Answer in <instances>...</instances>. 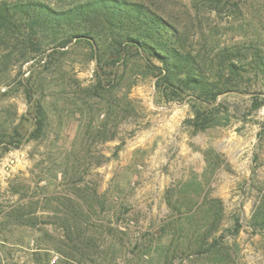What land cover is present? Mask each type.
Segmentation results:
<instances>
[{"label":"rangeland","instance_id":"1","mask_svg":"<svg viewBox=\"0 0 264 264\" xmlns=\"http://www.w3.org/2000/svg\"><path fill=\"white\" fill-rule=\"evenodd\" d=\"M144 2L178 28L183 52L217 69L228 50L248 70L240 92L216 97L228 123L196 130L192 95L164 99L133 46L14 50L0 62V130L20 136L0 144V264H163L202 231L211 201L237 264H264L263 232L248 224L264 192V0Z\"/></svg>","mask_w":264,"mask_h":264},{"label":"trees","instance_id":"2","mask_svg":"<svg viewBox=\"0 0 264 264\" xmlns=\"http://www.w3.org/2000/svg\"><path fill=\"white\" fill-rule=\"evenodd\" d=\"M98 39L110 42L106 46L112 54L118 55L131 46L143 54L148 66L155 69V83L164 99L179 100L191 94L193 116L189 120L196 130L228 123L227 113L223 117L219 115L223 107L216 97L237 90L243 78L240 70L245 73L248 70L234 62L236 55L228 50L221 52L222 65L218 61L217 69L213 64L208 67L191 52H183L178 28L144 0H0L1 63H12L14 50L21 57L32 51H44L45 47L56 50L72 40H88L100 52ZM3 50L9 51L4 54ZM261 57L254 64L257 75L258 72L264 75ZM260 105L261 102H253L254 109ZM36 109L35 129L29 133L34 138L43 132L45 116L40 104ZM13 135L16 140L12 139ZM19 137L17 129L10 133L0 130V144L5 143L4 147H8L7 143L18 145ZM204 216L202 231L188 234L190 243L186 248H167L162 255L163 264H174L176 260L184 264V259L187 264H237L230 237L224 231L218 232L222 207L211 201ZM248 224L253 230L263 232L264 253V192ZM240 226L239 217L235 216L231 227H227L231 238L238 234Z\"/></svg>","mask_w":264,"mask_h":264}]
</instances>
